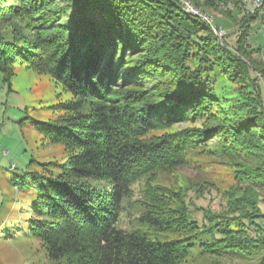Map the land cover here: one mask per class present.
I'll return each instance as SVG.
<instances>
[{
    "label": "trees",
    "instance_id": "1",
    "mask_svg": "<svg viewBox=\"0 0 264 264\" xmlns=\"http://www.w3.org/2000/svg\"><path fill=\"white\" fill-rule=\"evenodd\" d=\"M191 1L215 11L221 0ZM238 22L236 50L251 30L245 17ZM2 25L15 27L12 41L0 33L6 81L11 64L22 60L44 68L78 99L46 131L67 146L66 162L26 173L27 202L11 224L15 236L41 241L56 264H186L203 236V257L264 264V215L236 212L242 226L253 221L257 231L217 227L207 209L199 221L184 204L160 209L152 194L137 201L136 226L120 225L134 186L151 172L188 164L187 155L205 146L203 155L229 149L232 159L252 164L245 136L264 145V81L240 68L236 52L224 50L207 23L178 0H0V31ZM212 55L223 59L228 75L258 82L257 113L206 132H164L216 101L204 79ZM246 184L264 205V174L246 177Z\"/></svg>",
    "mask_w": 264,
    "mask_h": 264
},
{
    "label": "rangeland",
    "instance_id": "2",
    "mask_svg": "<svg viewBox=\"0 0 264 264\" xmlns=\"http://www.w3.org/2000/svg\"><path fill=\"white\" fill-rule=\"evenodd\" d=\"M178 2L187 13L199 17L211 27L224 50L228 48L236 52L241 69L249 67L255 70L258 78L264 81V0H221L217 1L215 11L191 0ZM230 12L232 18L228 15ZM242 17L249 20L251 30L248 43L236 50L235 46L243 35L238 22ZM20 23L25 26L26 18L22 17ZM221 27L224 32L219 35L215 29L220 31ZM1 28L2 36L12 41L15 27L2 25ZM215 57L212 55L209 65L205 66L204 79L208 80L216 101L208 104V111L203 114L192 116L164 132H206L216 122L224 126L257 113L258 82L228 75L221 67L223 59L220 61ZM39 67L18 60L9 68V81L0 70V264H56L48 257L41 241L15 236L11 229L12 220L27 202L23 188L29 182L26 173L41 170L40 164L66 162L67 146L51 141L46 131L53 121L69 116L71 113L65 107L78 100L50 73ZM245 137L244 144L249 148L250 156L255 154V158L250 160L252 164L232 159L229 149L218 153V157L211 153L203 155L209 150L205 146L206 151L202 149L187 155L190 164L151 172L134 186L133 197L127 200L131 206L122 216L121 227L137 225L135 220L141 213L137 201L152 198L153 194V199L159 203L157 206L166 212L182 208L181 204H184V208L188 206L190 211L196 212L199 221L203 217L202 210L207 209L208 217L217 227L223 224L221 227L230 225L231 229L257 231L253 221L242 226L241 216L236 214L241 209L255 220L264 215V205H259L262 197L246 184V177L258 178L264 174V145L255 136ZM256 144L258 148H255ZM198 146L203 147V144ZM54 170L56 174L61 172ZM228 200L231 201L230 206ZM262 224L264 226V222ZM205 238L199 237L193 242L186 264H259L258 258L253 257H203L201 245Z\"/></svg>",
    "mask_w": 264,
    "mask_h": 264
},
{
    "label": "built area",
    "instance_id": "3",
    "mask_svg": "<svg viewBox=\"0 0 264 264\" xmlns=\"http://www.w3.org/2000/svg\"><path fill=\"white\" fill-rule=\"evenodd\" d=\"M249 1H252V0H249ZM206 18H208V17H206ZM209 21L212 22V20H209ZM215 32H216L217 34L221 35V34L224 32V29L221 27V28H220V31H218L217 29H215Z\"/></svg>",
    "mask_w": 264,
    "mask_h": 264
}]
</instances>
